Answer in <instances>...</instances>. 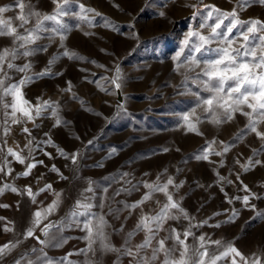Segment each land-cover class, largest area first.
Listing matches in <instances>:
<instances>
[{
	"label": "rangeland",
	"instance_id": "1",
	"mask_svg": "<svg viewBox=\"0 0 264 264\" xmlns=\"http://www.w3.org/2000/svg\"><path fill=\"white\" fill-rule=\"evenodd\" d=\"M15 3L16 0H0V7L12 6L0 15L4 19H11L13 26L19 24L15 19L19 15ZM24 3L25 13L30 4L44 14H52L56 7L52 0H24ZM80 4L85 6L91 26L79 19ZM193 4L201 8V14L206 11L198 0H69L64 6L67 15L62 17V24L66 28L63 34L67 38L61 41L56 36L54 42H50L48 36L51 33H41L42 38L32 47L45 45L48 51L37 52L28 58L32 62L31 72H41L48 61L56 57L51 71L62 74L38 79L27 85L24 93L33 104L38 103L37 97L57 101L56 111L61 124L54 126L56 117H52V109H48L36 119L38 127L31 122L26 124L31 136L21 131L22 125H11L10 134L3 137L4 118L0 112V137H3L0 147L5 150L13 148L26 157L25 165L12 156L7 157L10 162L8 167L13 171L11 175L0 173V186L10 183L22 189L31 185L35 193L46 184H51L52 190L40 193L35 204L26 195L18 196L10 191L0 195V204L10 205L8 208L0 207V217L5 218L0 220V245L22 239L25 229L31 226L33 213L50 205L55 200V193L59 192V206L40 228L53 223L49 236H42V239L65 237L68 238L67 243L59 248L45 247L44 251L48 258L58 261L69 252L85 248L87 241L82 239L85 232L71 224L68 218L80 193L91 186L95 191L92 202L98 204L103 199L104 203L103 209L94 207L92 211L102 212L113 228H119L121 222L125 225L123 233L106 229L112 233V243L119 247L124 233L134 228L141 209H136L130 216L127 210H122L120 219H116L115 212L109 213V205L112 209H123L121 202H136L147 191L142 182L152 183L160 176L163 183L171 176L176 183L183 182L178 191L172 186L169 191L174 194V199L182 197L180 205L191 219L192 232L197 236L205 235L209 256L218 255L231 243L249 264L254 258L264 264V163L254 164L256 159L264 162V141L254 133L247 132V120L240 114L232 121L212 124L208 119L210 114L196 107V98L187 94L182 83L184 69L179 72L174 70L172 57L178 51L185 33L190 29L197 30L202 22L201 15L193 19L196 9L189 6ZM203 4L231 11L237 5V0H203ZM89 8L95 11L87 12ZM237 10L242 20H264L262 5ZM214 22V19L207 21L208 24ZM45 27L52 29L57 25L46 21ZM18 30L23 32V29ZM199 30L208 34V28ZM9 44L10 38H0V48ZM65 50L84 59H69L60 55ZM24 62V59L16 61L20 65ZM117 67L120 71V80L117 81L121 83L119 90L111 82L116 76ZM22 75H16L14 79ZM68 82H71V91H66ZM187 87L196 91L191 83ZM201 95L206 96L207 93L201 92ZM194 107L196 114L190 120L195 123L199 118L196 126L201 134L189 132L184 126V115L190 114ZM258 129L264 132V123ZM45 133L48 135L45 136ZM4 139L7 140L6 145ZM29 139L32 140L30 156L26 147ZM49 139L52 144L46 143ZM89 141L92 143L89 144ZM221 141L224 143L221 144ZM225 145L229 146L227 153L221 156L212 154L213 149L222 152ZM60 149L69 155L78 152L77 162L73 164L70 158L61 156ZM203 150H209L208 161L193 158ZM45 153H50L51 157ZM249 158L253 166L244 172L240 165L247 164ZM237 159L240 163H235ZM39 161H43V164ZM31 162L37 163L31 175L18 177V173ZM52 165L67 179L52 171ZM221 177L224 179L221 180ZM89 181H92L91 185ZM243 185H247L250 191H244ZM105 188L107 192L103 191ZM121 188L130 191H121L120 195L114 196ZM245 195L250 197L248 205L242 199ZM156 200L164 203L166 197L162 193H153L152 200L142 206L143 211L155 209ZM125 217L128 219L125 220ZM80 219L82 221L84 218ZM168 225L183 231L189 226V221H169L165 228ZM60 226L62 231L59 230ZM5 227L12 231H4ZM40 228L36 229L37 235H40ZM164 234L161 233L162 236ZM209 238L211 241L220 240L221 245L208 243ZM142 239L143 233H140L134 237L133 243H139ZM188 243L193 244L191 236ZM33 247L42 246L35 239H23L0 264H13L14 258L22 252L30 253ZM30 258L35 259V254H31ZM115 259V254L104 255L102 264H113ZM231 259L229 256L217 261V264H231ZM236 259L238 264H243L239 257ZM69 260L74 264H83L85 257L82 254L72 255ZM122 264H128V259L124 258Z\"/></svg>",
	"mask_w": 264,
	"mask_h": 264
},
{
	"label": "snow or ice",
	"instance_id": "2",
	"mask_svg": "<svg viewBox=\"0 0 264 264\" xmlns=\"http://www.w3.org/2000/svg\"><path fill=\"white\" fill-rule=\"evenodd\" d=\"M52 2L56 6L52 14L41 13L35 10V6L31 4L28 6L27 13H25L24 0H16L15 7L19 9V15L15 17L19 21L17 26H13L11 19H4L0 15V38H10V44L0 48V112L3 113L4 118L3 137L10 134L11 125H22L21 131L31 136V130L26 124L31 122L35 127H38L35 123L36 119L41 117L48 109H52L51 116L56 117L54 126L61 124L56 111L57 101L42 100V97H37L38 103L33 104L31 100L26 98L24 93V88L36 80L49 75L62 74L51 71V66L55 63L56 57L50 59L44 70L39 73L31 72L32 62L28 59L37 52L48 51V47L45 45L32 47L42 38L41 33L50 32L51 34L48 36L50 42H54L56 36H59L61 41L67 38L63 34L66 28L62 24V17L67 15L64 6L69 3V0H52ZM198 3L206 11L201 14V8L198 5H189L196 9L193 13V19L197 15H201L202 22L197 30L190 29L185 33L178 51L172 57L174 70L179 72L184 69L182 83L187 94H191L196 98V107L203 108L205 114H210L208 119L212 124L220 125L232 121L237 114H240L247 120L245 126L247 132L254 133L260 140L264 141V132L258 129V126L264 123V20L258 18L242 20L240 19V12L237 10V8L246 10L253 5L264 6V0H237V5L231 11H224L214 5L203 4V0H198ZM79 7L81 9L79 19L91 26V21L85 14V6L80 4ZM11 8V5L0 7V14L9 11ZM86 11L94 12L95 10L89 8ZM97 15L100 14L97 13ZM160 15L163 16L164 13L161 12ZM212 19L215 22L208 24L207 21ZM226 20L228 21L227 24H225ZM33 21L34 23H32ZM46 21L53 22L57 27L52 29L45 27ZM30 23H32V26L28 27ZM202 28H208L207 35L199 30ZM18 29H23V32ZM88 34L85 33V35ZM212 45H215V47ZM60 47L63 48L64 45L61 44ZM60 55L69 59H84V57L78 56L74 52L70 53L67 50ZM19 59H24L25 62L22 65L17 64L16 61ZM19 74L23 75L19 79H14V76ZM119 80L120 71L117 67L116 76L111 81L115 84L117 90L121 88V83L117 82ZM189 83L195 86L196 91H192L191 88L187 87ZM66 91H71V82H68ZM201 92L207 93V95L202 96ZM196 107L191 110L190 114L184 115L183 121L187 131L201 134L196 126L199 123V118L195 123L190 120V117L196 114ZM47 135L45 133V136ZM3 137H0V139H3ZM3 143L6 145L7 140L4 139ZM46 143L52 144L53 142L49 139ZM88 143L91 144L92 141ZM220 143L223 144L224 142L221 141ZM31 145L32 140L29 139L26 144L29 156L32 152ZM114 151L115 149H113ZM211 151L212 154L221 156L229 151V146L225 145L222 152H217L214 149ZM253 151L256 152L257 150ZM59 154L66 159L70 158L73 164L79 158L78 152L69 155L63 149H60ZM209 154V150H203L193 158L208 161ZM45 155L51 157L50 153H45ZM8 156L14 157L21 165L26 164V157L22 156L20 152L14 151L10 147L6 150L0 147V162H2L0 173L11 175L13 171L11 167H8L10 163L7 160ZM39 163L43 164V161H39ZM235 163H240L239 159ZM262 163L264 162L259 159L254 161L255 165ZM240 166L244 172H247L253 166V161L249 158L247 164H241ZM36 167L37 163L35 162L27 163L26 169L18 173V177L30 176L32 170ZM52 171L57 172L62 179H67L55 165H52ZM122 175L126 176L127 173ZM223 179L224 177H221V180ZM237 179H239V175H237ZM229 183H232V181H229ZM91 184L92 181H89V185ZM182 185L183 182L176 183L171 176H168L166 181L161 183L160 176H157L156 181L152 183L142 182V186L147 191L140 200L130 204L121 202L123 209H112L109 205V213L115 212L116 219H120L119 213L122 210H127L130 216L136 209H141L137 214L134 228L124 233L123 241L119 247L112 243V233L106 231V229L111 228L112 232L123 233L124 223L121 222L119 228H113L102 212L92 211L94 207L104 208L103 199L98 204H94L92 202L95 199L94 189L91 186L85 188L80 193V198L73 206V210L69 213L68 219L71 224L85 232L82 239L87 241V246L75 252L67 253L58 261H53L48 258L47 252L44 251L45 247H62L67 243L68 238L53 236L47 240L42 239V236H49V230L54 225L51 222L44 224L42 228H40V225L59 206L61 194L56 192L55 200L50 205L33 213L31 226L25 229L22 239L0 245V261L10 255L23 242V239L31 238L35 239L42 247H33L30 253L22 252L17 258H14L13 264H74L73 261L69 260V257L81 254L85 257L83 264H102L103 256L110 253L115 254L116 257L113 264H122L124 258L128 259V264H217V261L229 256L232 257L231 264H238L237 257L243 264H249L243 254L231 243L225 246L224 250L218 255L209 256L208 249L205 246V235L197 236L192 232L191 219L180 205L182 197L174 199V194L169 191L170 186L178 191ZM133 187L138 190L136 186ZM51 190V184H46L34 193L31 185L21 189L10 183H3L0 186V195H3L6 191L15 193L18 196L26 195L30 198L31 203L35 204L36 197L40 193ZM243 190L250 191L247 185H243ZM103 191L107 192V188ZM121 191H130V189L121 188L114 193V196L120 195ZM85 193H92L93 195L89 196ZM153 193L164 194L166 201L161 203L156 200L154 203L157 207L144 212L142 206L152 200ZM252 195L255 196L254 193ZM237 199L240 198L237 197ZM242 199L245 205L249 204L250 197L248 195L243 196ZM0 207L8 208L10 205L0 204ZM17 207H19V201H17ZM81 217L84 218L82 221ZM3 219L5 218L0 217V220ZM124 219L127 220L128 217ZM181 219L189 221V226L183 231H178L172 225L165 228L169 221H180ZM199 226L195 225V227ZM37 228H40V235L36 233ZM59 230L62 231V226ZM4 231H12V229L5 227ZM162 232L165 233L163 236L161 235ZM140 233H143V239L134 244V237ZM190 236L193 238L192 245L188 243ZM208 243L221 245L220 240L211 241L210 238ZM98 252L100 253L99 256H97ZM31 254H35V259L30 258ZM252 264H260V260L254 258Z\"/></svg>",
	"mask_w": 264,
	"mask_h": 264
}]
</instances>
